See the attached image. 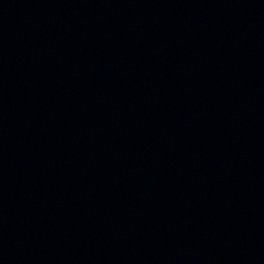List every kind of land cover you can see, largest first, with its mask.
<instances>
[{"label": "water", "instance_id": "95a60500", "mask_svg": "<svg viewBox=\"0 0 264 264\" xmlns=\"http://www.w3.org/2000/svg\"><path fill=\"white\" fill-rule=\"evenodd\" d=\"M75 0H0V264H39Z\"/></svg>", "mask_w": 264, "mask_h": 264}]
</instances>
